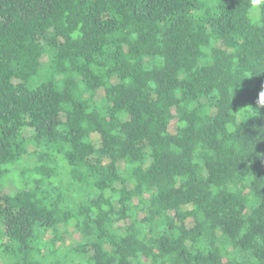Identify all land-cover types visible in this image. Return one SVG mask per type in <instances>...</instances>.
Returning a JSON list of instances; mask_svg holds the SVG:
<instances>
[{"label":"trees","instance_id":"obj_1","mask_svg":"<svg viewBox=\"0 0 264 264\" xmlns=\"http://www.w3.org/2000/svg\"><path fill=\"white\" fill-rule=\"evenodd\" d=\"M251 3L0 0V264H264Z\"/></svg>","mask_w":264,"mask_h":264},{"label":"clouds","instance_id":"obj_2","mask_svg":"<svg viewBox=\"0 0 264 264\" xmlns=\"http://www.w3.org/2000/svg\"><path fill=\"white\" fill-rule=\"evenodd\" d=\"M264 3V0H252L250 14L255 12L260 4ZM258 134L264 136V131H259Z\"/></svg>","mask_w":264,"mask_h":264},{"label":"rangeland","instance_id":"obj_3","mask_svg":"<svg viewBox=\"0 0 264 264\" xmlns=\"http://www.w3.org/2000/svg\"><path fill=\"white\" fill-rule=\"evenodd\" d=\"M14 188V185L12 183H7V186L3 189L4 192L10 191ZM60 244V243H59Z\"/></svg>","mask_w":264,"mask_h":264}]
</instances>
